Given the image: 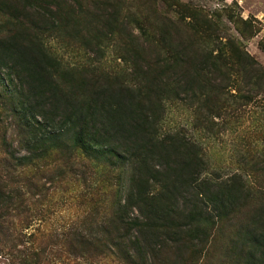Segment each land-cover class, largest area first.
<instances>
[{
	"label": "trees",
	"instance_id": "obj_1",
	"mask_svg": "<svg viewBox=\"0 0 264 264\" xmlns=\"http://www.w3.org/2000/svg\"><path fill=\"white\" fill-rule=\"evenodd\" d=\"M188 17L195 33L207 34L216 44L217 30L201 25L195 11ZM241 23L253 36L252 24ZM23 44L8 50L9 82L0 75V130L6 127L17 143L7 142L4 134L0 145V238L11 240L13 231L38 224L18 264H199L215 250V231L251 205L256 208L248 210L247 224L234 235L226 258L233 256L235 264H264V193L232 180L217 184L202 179L206 162L199 148L160 128L164 97L180 99L181 93L193 92L192 82L199 89L206 88L208 77L231 81L233 76L249 86L263 83L264 70L255 68L247 53L233 45L204 48L187 89L180 82L186 62L178 65L179 59L168 56L158 63L166 68L143 87L95 83L67 93L47 53L24 33ZM1 66L8 65L0 60ZM14 78L28 87L24 99ZM5 115L10 119L6 124ZM92 163L109 174H95L98 179L89 181ZM111 171L120 172L118 179L110 177ZM78 181L86 186L79 198L92 211H84L61 233L46 229L58 205L55 188ZM114 181L116 199L108 207L98 206ZM185 245L194 249L189 260L169 257V251ZM23 246L29 245L23 241Z\"/></svg>",
	"mask_w": 264,
	"mask_h": 264
},
{
	"label": "rangeland",
	"instance_id": "obj_2",
	"mask_svg": "<svg viewBox=\"0 0 264 264\" xmlns=\"http://www.w3.org/2000/svg\"><path fill=\"white\" fill-rule=\"evenodd\" d=\"M194 11L207 30H217L216 44L207 34L192 30L188 16ZM241 21L252 24L253 36L250 30L245 32L247 27ZM23 33L55 62L56 76L67 93L74 89L80 93L95 83L109 82L113 88L143 87L166 68L158 63L168 56L179 59L178 65L186 62L180 82L187 89L204 48L225 50L233 45L250 56L255 68L264 70V0H0V60L8 65L1 66L0 75L5 83L9 82L11 64L8 50L24 48ZM235 80L233 76L231 81L208 77L205 89L192 82L193 92L181 93L180 99L164 97L160 128L163 134H178L199 148L206 162L202 179L217 184L232 180L251 192L264 193V82L249 86L241 78ZM14 84L19 85L24 99L27 85L15 78ZM216 87L223 90L218 92ZM7 121L5 115L4 124ZM8 131L1 128L0 145L5 134L7 142L17 147ZM3 157L0 148V159ZM92 166L86 174L89 181L109 174L100 165ZM119 173L111 171L110 177L118 179ZM63 185L54 190L58 205L52 208L55 215L45 226L59 233L80 220L84 211H92V206L79 198L86 192L82 182ZM117 188L114 181L104 192L108 197L100 199L98 206H110ZM254 208L256 205L238 209L229 224L215 231V250L199 264H235L233 256L226 258L227 250L247 224L248 210ZM37 227L35 221L24 232L13 231L11 240L0 238V264H18L23 249L31 247L29 235L37 234ZM23 241L29 246H23ZM179 249L169 251V257L176 261L192 257L190 245Z\"/></svg>",
	"mask_w": 264,
	"mask_h": 264
}]
</instances>
